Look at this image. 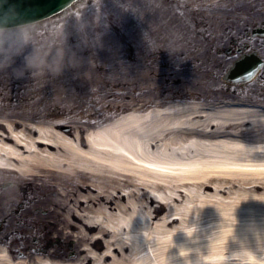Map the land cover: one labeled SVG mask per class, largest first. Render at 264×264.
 Segmentation results:
<instances>
[{
    "label": "bare ground",
    "instance_id": "6f19581e",
    "mask_svg": "<svg viewBox=\"0 0 264 264\" xmlns=\"http://www.w3.org/2000/svg\"><path fill=\"white\" fill-rule=\"evenodd\" d=\"M167 1L206 18V7L221 9L224 0ZM149 6L157 12L164 4ZM162 17L153 19L158 37ZM209 18L220 24L219 16ZM253 24L243 21L239 28ZM241 34L231 32L229 39L236 43ZM84 53L83 81H98L86 90L102 91L101 102L76 94L67 99L73 113L38 99L33 104L44 103L31 114L0 115V175L7 182L0 186V225L11 228L13 215L24 225L41 223L50 238L74 239L76 256L43 244L26 246L21 237V247H13L9 230L0 235V264H198L203 255L218 257L208 264H239L233 253L243 249L264 257V196L256 194L264 189V104L206 93L202 83L182 77L170 80L161 73L166 61L153 57L144 62L158 71L141 70L145 84L111 82L107 71L121 69L122 60L93 46ZM228 57L230 65L236 53ZM225 82L227 89L235 84ZM171 84L175 93L163 89ZM157 88L160 98L152 103ZM255 89V96L264 97L261 84ZM144 90L152 94L140 98ZM20 181H39L38 194L25 201L20 189L21 199ZM13 204L17 208L8 210ZM32 206L46 213L44 219L31 214Z\"/></svg>",
    "mask_w": 264,
    "mask_h": 264
},
{
    "label": "rangeland",
    "instance_id": "374dc122",
    "mask_svg": "<svg viewBox=\"0 0 264 264\" xmlns=\"http://www.w3.org/2000/svg\"><path fill=\"white\" fill-rule=\"evenodd\" d=\"M154 4H164V6L160 11L154 12L149 6ZM178 5L179 7L167 0H81L56 15L33 23L37 29L34 39L46 52L45 64L42 66V71L36 76L31 74V68H25L24 75L18 77L13 69L25 64V56L32 51L33 43L28 41L24 44L22 51L13 56L12 63L8 68L0 71V115L8 113L31 114L36 107H41L44 103L33 104L38 99L55 102L60 106L63 104L62 108L70 107L67 112L73 113L71 110H75L76 107L71 106L72 100L68 101L67 99L76 96V94L78 96H95L97 103L101 102L106 96L101 93L102 91L95 93L86 90V85L93 87L97 85L98 81L95 79H91L87 83L83 81L88 73L85 57L87 53L84 51L90 46L109 58H120L124 63L121 69L111 67L107 71L106 78L111 82L139 81V84H145L146 80L139 77L141 70L158 71L155 70L157 67H151L144 62V58L153 57L157 63H161L162 60L166 61L161 73H164L165 77H169L170 80L174 77H182L194 83H202L206 93L233 94L234 91L235 95H253L252 92L257 81L249 82L244 87L243 94H240L237 87H232V85L227 89L223 74L229 66L227 65L229 55L224 49L229 44V34L241 31L242 40H247L260 50L262 40L257 41L249 33L246 35L239 27L243 21L250 23L264 19V13L259 11L262 4H258L254 0H243L242 2L241 0H224L221 9L206 7V18H202L201 13L189 10L180 2ZM180 8L185 14L180 13ZM211 14L220 17V24L217 23L219 22L217 18H209ZM157 15L164 17H162L164 21H160L159 25L163 32L160 37L154 34L156 25L153 19ZM239 16L243 18L242 21H237ZM233 20L236 22L231 24ZM138 21L144 24L146 34L140 29ZM211 22L215 26L211 27L209 25ZM218 26L220 33L216 29ZM137 40H141L142 44H139ZM136 51L137 54H134L133 58H129ZM74 73L76 74L73 75ZM262 81L264 83V80ZM101 84L99 87H102ZM164 88H170L174 93L178 89L172 84ZM152 93L144 90L140 92L139 97L148 98L152 94L156 98L152 103L158 102L160 89L157 88ZM113 94L120 96V93L116 91H113ZM251 97L258 98L260 100L257 101L264 103L263 97L254 95ZM95 107L101 108L97 104ZM130 107L132 106L128 108ZM118 113L109 114L96 125L113 118ZM10 174L15 177V174ZM1 175L0 186L7 183L2 182L4 176L1 177ZM38 182L20 181L18 195L21 196V189L26 201L38 194L36 188ZM15 187L17 188V186ZM256 194L264 196V189H258ZM23 197L21 196V199ZM33 204L35 203L31 202V205ZM12 208H17V204L10 205L8 210ZM30 212L32 215H37L39 219H44L46 214L33 206L30 208ZM10 223L13 225L11 228H4L0 225V235L3 236L10 230L7 240H14L13 247H21V243L18 242L21 237L26 246L34 247L37 244H43L46 249L52 247L59 255L76 256L74 239L69 241L55 236L50 238L46 233L47 228L41 223L35 226L24 225L14 215ZM50 240H52V245L49 244Z\"/></svg>",
    "mask_w": 264,
    "mask_h": 264
},
{
    "label": "clouds",
    "instance_id": "9594fccd",
    "mask_svg": "<svg viewBox=\"0 0 264 264\" xmlns=\"http://www.w3.org/2000/svg\"><path fill=\"white\" fill-rule=\"evenodd\" d=\"M6 0H0V71L8 68L12 63V58L16 53L22 51L23 46L28 41L33 43V49L25 56V64L13 69L16 76H23L25 68L32 69V75L36 76L42 71L45 64L46 52L42 46L34 39L36 25L33 23H18L16 17L20 15V10L10 4L8 8L3 5ZM239 264H264V257L248 250L233 253ZM206 255L201 256L198 264H208ZM226 260V259H225Z\"/></svg>",
    "mask_w": 264,
    "mask_h": 264
},
{
    "label": "water",
    "instance_id": "95a60500",
    "mask_svg": "<svg viewBox=\"0 0 264 264\" xmlns=\"http://www.w3.org/2000/svg\"><path fill=\"white\" fill-rule=\"evenodd\" d=\"M75 0H6L3 7L10 4L20 10L16 17L18 23H32L53 15L72 4ZM261 60L253 54H246L237 60L231 70L224 75L225 79L234 82L249 80L260 67Z\"/></svg>",
    "mask_w": 264,
    "mask_h": 264
},
{
    "label": "flooded vegetation",
    "instance_id": "af4514ba",
    "mask_svg": "<svg viewBox=\"0 0 264 264\" xmlns=\"http://www.w3.org/2000/svg\"><path fill=\"white\" fill-rule=\"evenodd\" d=\"M263 2H264V0L261 1L260 4H262V6L259 7V11L261 13H264V3ZM253 22H255L256 24H253L252 26L251 25L248 26L247 29L243 30V31L245 32L246 35H247V33H249V35L251 37L255 38L257 41L262 40L260 50L256 47H254L247 40H239L236 43L233 40H230L229 44L226 46V50L228 53L227 55L235 52L237 55L235 57V59L238 58L241 54H243L246 51H251V52H253L252 50L257 51L258 56L262 59V65H261L260 70L257 72L255 77L253 79H251L250 81L244 82V83L243 82H239V83H235V84L232 83V87H235V88L237 87V90H239L240 94H243L244 93V87L249 82L257 81V83L261 84V95L264 96V94H263L264 83L262 81V80H264V19L259 20V21L255 20ZM240 39H242V37ZM232 63H233V61L230 63L229 66H231ZM259 80H261V81L259 82ZM255 91H256V89H254V91L252 92L254 96H255V94H254ZM253 95H238L237 94V96H242V97H248V96H253Z\"/></svg>",
    "mask_w": 264,
    "mask_h": 264
},
{
    "label": "snow or ice",
    "instance_id": "6c2138e0",
    "mask_svg": "<svg viewBox=\"0 0 264 264\" xmlns=\"http://www.w3.org/2000/svg\"><path fill=\"white\" fill-rule=\"evenodd\" d=\"M155 165H156V164H152V165H150V167H152V168H156ZM187 231H188L189 233H191V232H192V229L189 228ZM162 239L167 240L168 237H163ZM217 243H219V241H217ZM206 258H207L208 260H214V259H217L218 257H215V256H211V255H209V256H207Z\"/></svg>",
    "mask_w": 264,
    "mask_h": 264
}]
</instances>
